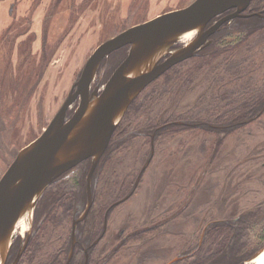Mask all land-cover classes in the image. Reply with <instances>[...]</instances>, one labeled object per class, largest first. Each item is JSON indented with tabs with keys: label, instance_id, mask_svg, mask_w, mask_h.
Wrapping results in <instances>:
<instances>
[{
	"label": "rangeland",
	"instance_id": "rangeland-1",
	"mask_svg": "<svg viewBox=\"0 0 264 264\" xmlns=\"http://www.w3.org/2000/svg\"><path fill=\"white\" fill-rule=\"evenodd\" d=\"M192 1L0 0V103L2 89L6 95V89L18 88L16 80L7 77L8 72L21 73L28 77V89L37 88L35 97L28 99L20 109L0 110V113L11 116L8 125L7 122L0 125V178L18 152L46 129L87 59L102 42L133 25L183 8ZM252 2L256 4L258 0ZM10 5L15 8L13 16L7 13ZM237 21L225 28L227 35L218 42L209 44L197 56L174 64L145 87L128 107L120 126L116 127L111 145L101 161L103 179L98 189L104 202L115 198L111 190L119 192L124 189L116 197L129 190L151 152L149 131L153 132V127L167 120L184 118L203 124L196 127L173 125L155 135L151 162L134 194L110 216L108 235L96 248V261L103 247L110 248L107 243L112 238L125 236L126 229L132 232L144 228L149 215L160 212L158 209L153 211L155 204H164L167 217L169 213H177L176 209L181 206V215L171 223L169 231L168 228L164 232L160 230L151 241L154 242L152 245L164 244L167 258L179 254L177 247L183 251L195 246L205 224L224 217L230 220L220 226L235 225L222 232L220 240L233 239L231 242L237 244L238 252L243 251L240 263L246 264L249 255L264 247V217L253 222L257 215L250 212L257 209L261 211L259 216H264V112L252 122L229 129L208 126L210 123H232L237 121L235 117H241L238 108L244 86L256 88L260 93L245 94L243 99L246 96L249 99L255 96L264 98V21L250 20L258 23L259 32L255 34L251 30L247 35L235 28L239 26L235 23ZM14 28L19 29L14 31ZM34 34H38L36 41ZM244 37V43L252 45L248 50L241 45ZM129 46L105 57L100 64L104 78L113 73L128 53ZM26 63L30 65L26 67ZM11 93L7 94L9 102L16 95V92ZM20 119L23 120L21 123ZM86 170L87 163L76 170V177L75 172L70 175L66 181L68 190L81 187ZM228 178L232 183L229 185L230 197L222 191ZM111 181H117L116 185L113 186ZM46 190L39 200L45 197ZM212 190L214 193L220 191L216 200L217 194L210 195ZM60 198L56 197L51 206L46 236L41 235L47 224L42 230L38 224L34 227L24 256L27 260L35 254L33 264H64L72 211L68 213L64 206H59L57 201ZM28 223L22 233L16 231V236L26 235ZM231 233L235 236L232 237ZM211 234L209 231L205 237L206 245L212 242ZM128 243L130 247L138 244L132 240ZM248 245H252L249 250ZM127 249L128 246L121 248L118 255L111 258L129 261Z\"/></svg>",
	"mask_w": 264,
	"mask_h": 264
},
{
	"label": "water",
	"instance_id": "water-1",
	"mask_svg": "<svg viewBox=\"0 0 264 264\" xmlns=\"http://www.w3.org/2000/svg\"><path fill=\"white\" fill-rule=\"evenodd\" d=\"M250 2L193 0L183 8L129 27L94 50L46 129L18 152L0 178V264H6L19 219H26L30 230L43 192L61 174L88 158L93 159L88 174V208L91 206L93 171L130 104L167 69L196 54L220 24L240 15ZM231 9L235 10L206 28L213 18ZM192 30H196L195 38L177 47L183 35ZM126 45H130L128 53L109 79L93 87L103 59ZM75 228L76 222L74 236ZM258 253L246 264H251Z\"/></svg>",
	"mask_w": 264,
	"mask_h": 264
},
{
	"label": "flooded vegetation",
	"instance_id": "flooded-vegetation-1",
	"mask_svg": "<svg viewBox=\"0 0 264 264\" xmlns=\"http://www.w3.org/2000/svg\"><path fill=\"white\" fill-rule=\"evenodd\" d=\"M253 0H251L250 4L248 5V7L238 16H235L231 19L226 20L225 22H223L222 24L219 25V27L212 32L208 38L205 40V42H203L197 49H196V54H194L193 56H197L203 49H205L206 47L209 46V44L211 43H215L216 41L218 42V39L223 37L226 32L225 28L226 27H231L232 26V22L233 21H237L235 22L237 25L239 24V26L235 27L237 28V30L241 31V33L244 34H249V31L253 30L255 31V34H257L258 29L256 24L258 23H252L250 22V20H255L259 22V20H263L264 21V2L259 1L256 4H252ZM235 9H231L215 18H213L207 25L206 28H209L210 26H212L213 24H215L219 19H221L224 15L234 11ZM241 22V23H240ZM252 25H254V27H251ZM260 30V29H259ZM227 35V34H226ZM195 38V37H194ZM190 42V41H189ZM188 41L180 43L177 45V47H181L183 45H185L186 43H189ZM245 42V37L242 38V43L241 45H243V47H246V49L248 50L252 45L250 42L248 43H244ZM240 45V47H241ZM129 49V48H128ZM127 55V53H126ZM125 55V56H126ZM190 56V57H193ZM254 56V55H252ZM188 57V58H190ZM125 57H123L124 59ZM186 58V59H188ZM105 59V58H104ZM103 59V61H104ZM122 59V60H123ZM184 59V60H186ZM121 60V61H122ZM182 60V61H184ZM120 61V62H121ZM180 61V62H182ZM119 62V64H120ZM178 62V63H180ZM103 63L101 62V65ZM100 65L98 72H97V76L94 80L93 83V87L96 86L99 82H101L102 84H104L108 79H109V75L107 78H104V72H103V68ZM241 75V74H240ZM248 79V78H247ZM248 81V80H247ZM73 87V86H72ZM244 90L243 94H242V101L241 104L239 105L240 107L238 108L239 113L241 114L240 118L237 116L235 117V119H237V121H234L232 123H226L223 124V122H221V125L218 124H213L210 123L208 126L209 127H222L224 129H229L231 127H236V126H240V125H244L247 124L249 122L254 121L255 119H257L263 112H264V98H257L256 96L253 99H249L244 98L243 96H245V94L250 95V93H254L255 95H258L257 93H260V91L256 88H252V87H247L245 88V86L243 87ZM255 99V100H254ZM244 100V101H243ZM250 100H252L253 102L250 103ZM77 103H74L71 108L68 111L69 116L72 114V112L74 111L75 107L77 106ZM243 106V108H242ZM251 106V107H250ZM237 115V114H235ZM173 125H176L178 127L182 126H189V127H196V126H202V122L199 121H190V120H186L184 119H174V120H167V122H164L158 126L153 127L152 131H149V134L151 135V152L147 158V160L143 163V165L141 166L138 174L136 175L134 181L131 183L129 190L126 192V194H123L122 196H118L116 197L117 194L122 193L123 192V188L117 192L116 189L115 190H111V194H114V199L112 201H108V202H104L103 198H102V192L99 191L98 187L99 185L102 184V172L101 168H102V164L101 161L104 157V155L106 154L107 149L110 147L111 142H112V138L114 136V134L116 133V131L113 133L112 138L105 150V152L103 153V155L101 156V158L98 161V164L95 168V170L93 171L92 174V178H91V200H92V204L91 206L88 208L89 202H90V195H89V190H88V183H89V179H88V174L89 171L91 169L92 166V162L93 159L92 158H88L85 159L84 161L80 162L79 164L75 165L74 167H72L71 169L67 170L66 172H64L63 174H61L58 178H56L47 188L46 193H45V197L42 200H39L35 211H34V215H33V222L31 225V229L27 230L26 235L23 236V234H19L16 236L15 241L13 242L9 253H8V257H7V261L6 264H33L36 260V255L33 254L32 258H28L27 260L24 259V256L26 255L25 253L27 252L29 245H30V240L32 238V235L34 234V227L38 224L42 227L47 224L45 227V229L43 228L42 232V237L46 236L47 233H45L48 229V224L50 223V216H51V206L52 204L55 202L56 197L61 198L57 201V203L59 204L60 207H63L66 209V211L69 213V211L71 210L72 213L70 214L71 216V231H70V237H69V244L66 250V258L64 260V264H197V260L199 257H201L202 255H206V257H210L211 255H213V250L214 248H216L217 245V241L220 240V234L223 232L225 233L227 231L228 228H230L231 226H234L235 224L232 225H228L225 224V227L220 226V224H224V223H228L230 220V218L228 217H224V218H216L213 219L211 221H208L204 228L202 229V232L200 234V239L198 241V243L190 248H186L185 250L182 251V249L180 247H177L179 250V254L171 256V257H166L165 251H164V244L162 245H152L153 243H151V241L155 240L156 235L159 233V231H165V228H168V231L171 227V223L175 222L181 215V206H179V210L176 209L177 213H169L168 217L166 216L165 211V206L163 205H154L153 207V211H155L156 209L160 210L159 213H152L149 215L146 224L144 225V228L141 229H135L132 230V232L126 231V234H124L125 236H121V237H114L112 238V240H110L107 244L110 246V248H107L106 246L102 248V250L100 251V256L98 255L97 261H96V257H95V252H96V248H98L103 240L107 237L108 235V229H109V221H110V216L113 214V211L121 204H123L125 201H127L128 199H130V197L134 194L137 186L139 185L141 178L143 176V173L145 171V169L147 168V166L149 165V163L151 162V159L153 157L154 154V148H155V142H154V138L155 135H157L158 132H162L164 130V128H168L170 129V127H172ZM120 126V125H119ZM129 129V128H127ZM134 131H140V129H133ZM87 163V170L84 174V179L83 182L81 183V187L78 189H72L69 188V186L67 185L66 181L67 179L70 177V175H72V173L75 172V177L77 176L76 170L81 167L83 164ZM117 182V181H116ZM116 182L111 181V184L113 186L116 185ZM231 181L229 180H225L224 181V187L222 188V191H224V193L226 192L227 195L230 197L229 195V185H231L232 183H230ZM106 184V183H105ZM103 185H104V181H103ZM79 187V186H78ZM220 191H218L217 193H214L213 190L210 191V195L212 194V197L215 196L216 200L217 198H219L220 196ZM223 193V194H224ZM226 196V195H225ZM211 197V201H213ZM232 197V196H231ZM192 198V196H191ZM190 198V202H192ZM103 201V202H102ZM63 202V203H62ZM263 205V204H261ZM260 205V206H261ZM160 208V209H159ZM172 211V210H170ZM250 212H254L256 213L257 217L253 218V222L256 221L255 219L261 218V220L263 219V215L258 211L257 209H251ZM167 217V218H166ZM238 218H235V220H237ZM55 220V218H54ZM74 222H76V228H75V236L73 234V227H74ZM90 223L93 224L90 226ZM223 228H226L225 230H223ZM237 231V228H235ZM233 230V229H232ZM211 232L212 234V242H209L208 245L205 244V237L207 235L208 232ZM124 232V230H123ZM233 234V233H231ZM216 236V238H215ZM235 235L233 234L232 237H234ZM229 237V236H228ZM227 237V238H228ZM132 240L136 243H140L139 246L137 245H133L134 247H130L128 241ZM231 240H233L232 238L228 239V243L232 244ZM143 242V243H142ZM118 243L120 245H118ZM115 246H112V245ZM128 244V245H127ZM122 245V246H121ZM128 246L129 249L128 250V256H126L127 259H129V261L127 262H122L118 257H112L111 256H115L118 255V253L120 252L119 250H121V248ZM252 245H248L247 246V250H249ZM120 247V249H119ZM101 248V247H100ZM112 248V249H111ZM263 248V247H262ZM244 249V247H243ZM37 250V248H36ZM36 250L34 251L36 253ZM239 257L241 255H243V251L238 252ZM255 255V254H254ZM254 255H249L248 258H252ZM252 256V257H251ZM109 257L111 258V260H109ZM50 258V257H48ZM197 258V259H196ZM122 259V258H121ZM113 260V261H112ZM39 264H41V262H38ZM242 264V263H239Z\"/></svg>",
	"mask_w": 264,
	"mask_h": 264
},
{
	"label": "bare ground",
	"instance_id": "bare-ground-1",
	"mask_svg": "<svg viewBox=\"0 0 264 264\" xmlns=\"http://www.w3.org/2000/svg\"><path fill=\"white\" fill-rule=\"evenodd\" d=\"M14 5H10L9 6V9H7V13L10 12L11 16L14 15V13L12 11H14ZM17 19L14 20V22L16 21ZM25 28V27H24ZM16 29H19V28H14V31ZM46 33V32H45ZM196 33V30H192V31H189L187 33H185L183 35V41L186 42L185 39H188L187 41H191L194 37H195V34ZM194 35V37H193ZM37 36L38 34H34V41L37 40ZM57 44L58 43V40L56 41ZM45 46V38L43 39V42H42V51H43V48ZM36 57V54L33 55ZM30 64L29 63H26V67L29 66ZM16 66L17 64L15 65V69H16ZM25 67V68H26ZM19 69H22L19 67ZM40 75H43L40 73ZM7 77H11L12 79H15L18 83V88H9V89H6V91H4V93L6 92V95L3 94V89L1 90V103H0V110L3 111V112H7L9 111V109H12V110H17V109H20V107L25 104L27 102L28 99L32 100L35 95L37 94V88L34 87L32 89H28V77H25V76H22L21 73L20 74H17V73H11V72H8L7 73ZM33 90V91H32ZM14 93L16 92V95L15 97L12 99V102H9L8 100V93ZM31 92V96H29V93ZM11 93V94H12ZM30 97V98H29ZM77 102V101H76ZM75 102V103H76ZM17 114V113H16ZM0 115L3 117L1 118L0 117V125L2 126L4 123L7 122V125L9 124V118L11 117L10 115L9 116H6L5 114L3 113H0ZM13 115V114H11ZM23 120L20 119V123L22 122ZM17 122H19V119L17 120ZM4 126V125H3ZM2 129V127H0ZM29 225V223H28ZM27 227V222H25V219L21 218L19 219V221L17 222V225H16V231H18L19 233H22L25 228ZM251 264H264V248L263 250H261L256 256L255 258L252 260V263Z\"/></svg>",
	"mask_w": 264,
	"mask_h": 264
},
{
	"label": "trees",
	"instance_id": "trees-1",
	"mask_svg": "<svg viewBox=\"0 0 264 264\" xmlns=\"http://www.w3.org/2000/svg\"><path fill=\"white\" fill-rule=\"evenodd\" d=\"M217 245V248L213 250V255L208 258L205 254L202 255L198 258L197 264H239L241 262L236 243L229 244L227 239L223 238L217 241Z\"/></svg>",
	"mask_w": 264,
	"mask_h": 264
}]
</instances>
